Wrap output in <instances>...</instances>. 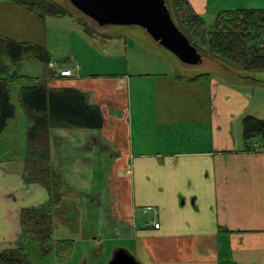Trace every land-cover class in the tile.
I'll return each instance as SVG.
<instances>
[{
    "label": "crops",
    "instance_id": "1",
    "mask_svg": "<svg viewBox=\"0 0 264 264\" xmlns=\"http://www.w3.org/2000/svg\"><path fill=\"white\" fill-rule=\"evenodd\" d=\"M188 2L203 18L213 0ZM45 19L0 0V37L44 47L51 56ZM74 23L71 30L91 49L89 56L115 68L99 65L95 72L86 62L79 69L72 53L58 70L52 58L48 65L54 74L49 88L85 93L103 119L97 130H50L51 164L65 184L53 222H73L83 241L103 247L110 259L99 264L118 252L137 264H264V151L245 152L242 138L245 116L264 120V76L217 64L214 74L203 73L207 79L190 82L201 74H177L150 37L86 34ZM145 65L150 70H142ZM63 69L73 76H59ZM9 86L14 115L0 132V251L24 249L22 241L32 239L23 234L21 210L50 199L47 187L25 181L32 126L20 101L26 85L16 94L20 105L12 102ZM65 206L78 209L80 219L58 215ZM52 235L50 245L62 241ZM49 248L44 258L52 255ZM54 253V264H73L69 254Z\"/></svg>",
    "mask_w": 264,
    "mask_h": 264
},
{
    "label": "trees",
    "instance_id": "2",
    "mask_svg": "<svg viewBox=\"0 0 264 264\" xmlns=\"http://www.w3.org/2000/svg\"><path fill=\"white\" fill-rule=\"evenodd\" d=\"M8 1L24 7L40 19L71 15L55 0ZM175 6L180 21L185 22L188 28L174 20L175 24L197 49L193 40L198 41L208 57L234 73L264 72V9L224 10L206 28L203 18L194 12L188 0H175ZM79 24L86 34H90L82 22ZM23 57H32L45 66L51 63V56L44 47L0 37V132L14 115L8 86L21 79L16 72L8 73L5 59L18 67ZM53 75L47 71L40 81L22 87L20 92L21 104L32 122L26 134L25 181L47 187L50 195L46 205L21 210L20 222L25 239L36 240L45 254L50 252L52 210L60 203L65 190L61 176L54 172L51 164L50 130L54 127L97 130L103 125L100 109L89 104L85 93L71 88H49L47 82ZM208 77L209 74H201L187 81L196 82ZM242 138L245 152L264 151V120L245 116L242 119ZM71 243V240L56 243L57 252L66 255ZM0 264L30 263L23 248H10L0 251Z\"/></svg>",
    "mask_w": 264,
    "mask_h": 264
},
{
    "label": "rangeland",
    "instance_id": "3",
    "mask_svg": "<svg viewBox=\"0 0 264 264\" xmlns=\"http://www.w3.org/2000/svg\"><path fill=\"white\" fill-rule=\"evenodd\" d=\"M59 3L66 11H68L71 15H66L65 17L54 18V17H46V25L45 33L47 39L48 48H50L51 58H52V66L53 69L58 70L62 63L66 60L68 56L74 55L77 60H75L77 67L85 68L83 64L89 63L95 72H100L99 65L106 67L107 71H114L115 66H110L105 63L109 60H104L99 58H94V60L89 56V52L91 51L90 48L83 43L82 38L76 33V31L72 32L71 25L72 22L74 23V27L80 29L79 23L82 22L85 25V28L88 30L90 34L93 33H106L108 35L113 36H120L122 38H134V34L140 37H145L148 39L149 36L145 34V32L137 26H119V25H103L100 26L96 22L92 21L90 18L83 15L81 12L76 10L68 0H55ZM168 9L171 13L173 20L176 21L178 24H182L183 28L187 29L188 27L185 25V22H181L175 6V0H165ZM261 7V8H259ZM232 9H264V0H213L211 6L207 9V14L203 16V22L206 28L210 27L216 15L224 10H232ZM72 17V21H70ZM188 35L191 34L190 31L187 33ZM133 40H130L132 42ZM195 44L198 46L199 49V60L197 63L194 64H184L180 62L172 53L165 50L164 54L167 56L168 61L174 62V65L177 67V74L182 73L184 75L192 74L189 76L203 74V73H212L216 72V69H220L214 59L208 57L203 52V48L199 45L198 41L193 40ZM132 58V56H131ZM144 61V59H142ZM103 62V63H102ZM5 64L9 66L8 73L12 74L14 72L21 77L22 81L18 83L11 84L9 86L11 100L15 104L20 105L17 102L16 94H18L19 88L22 85H33L35 82L40 81L43 78L44 74L47 71H51L48 66H45L42 62L32 58V57H23L19 66L15 67L10 64L9 59H5ZM221 65V64H220ZM222 66V65H221ZM223 67V66H222ZM145 68L146 70H150V66L143 67L142 70ZM167 68V67H166ZM159 69V68H158ZM169 69V68H167ZM67 70V69H63ZM132 70V69H131ZM156 70V69H151ZM161 70V67H160ZM170 70V69H169ZM230 72H233L229 70ZM106 72V71H105ZM172 72V71H170ZM240 75V73H237ZM260 78L262 75L264 76V72H254ZM264 78V77H263ZM16 90V91H15ZM252 91V90H250ZM17 92V93H15ZM262 97V96H261ZM259 98V92L255 91L254 99L255 101ZM264 100V98L262 97ZM20 119H23L22 116H19ZM67 208H62L60 211L57 209V214L62 216L65 214V220L71 216V221H78L80 219V215L78 213V209H74L71 211L69 206H65ZM69 207V208H68ZM63 217V216H62ZM67 217V218H66ZM62 219H54L53 222V235L52 238L55 240L57 238L63 241H67V238H72L71 249L68 251L70 259L68 261H72V263H81L83 260H86L85 264H99L97 263V259H102L104 262L106 259H110L109 253H105L103 251V247L99 246L96 247L93 241H83L79 237V232L75 231L73 222L72 226L66 222V225L61 222ZM108 245L110 243L107 242ZM22 246L25 249L26 258L28 259L30 264H54V251L57 248L54 245V242L49 243L48 247L52 248L53 253L51 256L43 257V253L41 251L40 245L36 240H28L22 241ZM103 253V255H102ZM45 254V253H44ZM66 254V255H67ZM65 255V256H66ZM100 255H102L100 257ZM99 256V257H98Z\"/></svg>",
    "mask_w": 264,
    "mask_h": 264
},
{
    "label": "water",
    "instance_id": "4",
    "mask_svg": "<svg viewBox=\"0 0 264 264\" xmlns=\"http://www.w3.org/2000/svg\"><path fill=\"white\" fill-rule=\"evenodd\" d=\"M98 25L140 27L158 46L190 65L199 60V50L175 24L165 0H68ZM108 264H137L122 252Z\"/></svg>",
    "mask_w": 264,
    "mask_h": 264
},
{
    "label": "built area",
    "instance_id": "5",
    "mask_svg": "<svg viewBox=\"0 0 264 264\" xmlns=\"http://www.w3.org/2000/svg\"><path fill=\"white\" fill-rule=\"evenodd\" d=\"M58 74H59V76H61V77H71V76H73V73H72L71 70H62V71H60ZM149 211H150L149 208H144V209H142V212H143L144 214L148 213ZM150 224L153 225V227H154L155 229H158V228H159V224L156 223L154 220H152V221L150 222Z\"/></svg>",
    "mask_w": 264,
    "mask_h": 264
}]
</instances>
